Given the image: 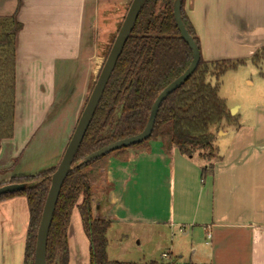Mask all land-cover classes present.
I'll use <instances>...</instances> for the list:
<instances>
[{"label": "crops", "instance_id": "1", "mask_svg": "<svg viewBox=\"0 0 264 264\" xmlns=\"http://www.w3.org/2000/svg\"><path fill=\"white\" fill-rule=\"evenodd\" d=\"M95 1L0 0V17L16 14L22 26L15 44L14 131L0 143V184L33 174L13 161L22 159L25 138L40 129L41 141L54 143L44 156L31 152L37 173L60 162L100 69L86 29ZM183 11L203 61L250 60L264 48V0H184ZM35 101L39 110L31 114ZM230 129L231 145L216 147L219 159L204 178L206 164L176 150L165 154L159 141L106 159L92 185V209L110 222V261L146 264L153 260L146 261L140 247L168 238L158 264H264V114L239 115V128ZM74 210L67 264H88L81 223V232L72 228ZM28 221L25 197L0 201V264H23ZM115 225L120 229L111 233Z\"/></svg>", "mask_w": 264, "mask_h": 264}, {"label": "trees", "instance_id": "2", "mask_svg": "<svg viewBox=\"0 0 264 264\" xmlns=\"http://www.w3.org/2000/svg\"><path fill=\"white\" fill-rule=\"evenodd\" d=\"M173 2L147 0L138 15L74 157L72 171L62 184L48 231L46 264L68 263L67 234L74 209L89 243L88 264H137L108 259L106 234L110 222L95 217L92 209V185L99 180L103 159L127 148L82 167L75 166L89 154L141 133L157 96L189 67L192 55L174 22ZM183 3L184 0L180 11L182 22L200 51L199 40L184 14ZM21 27L16 14L0 17V143L13 137L15 44ZM263 59L264 48L249 61L258 65ZM242 65H245L244 60L206 62L200 55L193 74L161 103L150 137L128 149L144 148L151 141H159L165 154L176 150L180 155L192 158L197 153L200 160L209 161L201 168L204 178L213 168L210 160L219 159L214 156L215 132L223 123L238 126V116H231L225 100L219 97V80L227 71ZM209 78H214L215 83L211 84ZM56 167L35 175L15 176L0 184V187L27 185L23 191L0 197V201L18 196L26 199L29 221L23 264L33 263L36 231L50 176ZM146 264L158 263L150 261Z\"/></svg>", "mask_w": 264, "mask_h": 264}, {"label": "water", "instance_id": "3", "mask_svg": "<svg viewBox=\"0 0 264 264\" xmlns=\"http://www.w3.org/2000/svg\"><path fill=\"white\" fill-rule=\"evenodd\" d=\"M147 0H131L127 12L120 24L117 34L111 44L108 54L100 68L93 88L87 98V101L81 111L73 133L69 139V142L63 152V155L58 163L55 171L50 176V186L45 198L42 213L40 216L39 224L36 231L35 247L33 253L32 264H46V243L48 231L51 225L53 213L55 210L58 195L60 193L62 184L68 174L72 171V163L77 150L84 138V135L89 127V124L94 116L96 108L103 95L108 80L115 68L117 60L123 50V47L130 36L138 15ZM181 4L182 0H174L173 2V18L176 24L180 37L191 51L192 59L187 70L169 84L155 99L151 106L148 121L143 131L135 136L125 138L109 144L83 158L75 168L82 167L93 160L101 158L111 152L122 148H128L130 146L140 144L147 140L153 130L156 114L161 103L172 92L182 86L188 78L195 71L200 59V51L195 44L193 38L189 35L181 19ZM234 109L230 114L233 115ZM26 184H8L0 187V197L6 194L16 193L25 190Z\"/></svg>", "mask_w": 264, "mask_h": 264}, {"label": "rangeland", "instance_id": "4", "mask_svg": "<svg viewBox=\"0 0 264 264\" xmlns=\"http://www.w3.org/2000/svg\"><path fill=\"white\" fill-rule=\"evenodd\" d=\"M131 0H96L93 4V11H92V18L88 21L90 25L87 26V35L93 41L94 46L98 49V56L100 62V68L103 65V62L108 54V51L111 47V44L117 34V31L120 27V24L127 12ZM97 8V10H96ZM235 61V60H230ZM245 65L238 66L235 70L227 71L219 80V97L225 100L229 113L232 109H234L233 115L231 116H238V126L239 128V115L246 118V120H251L256 114H264V59L258 65H253L249 60H244ZM100 69L98 70L99 73ZM97 73V76H98ZM95 77L93 84L91 86L90 92L93 88V85L96 81ZM208 81L211 84L215 83L214 78H209ZM35 92H33V95ZM90 94V93H89ZM32 108H29L31 111L30 113L33 114V109L38 111V103L35 101L30 105ZM34 106V107H33ZM52 114V113H51ZM53 115V114H52ZM43 125V124H42ZM41 126V125H40ZM231 127H235L233 125H227L223 123L220 128L215 132V140H214V147L226 149L228 146L231 145L233 141V134L231 133ZM228 132L226 136L223 137L224 132ZM30 134L27 138H25L24 145L28 144L26 151L24 152L22 159L17 158L16 162L20 163L21 169L27 171L28 173H33L35 175L38 171L37 168L38 164H36V157L32 158V153H40L43 152L46 154L48 148L53 144V140H43L41 141V129L35 133ZM41 147L39 148V152L36 151V146L40 144ZM127 149L120 153H112V154H124L127 152ZM45 154H42L43 156ZM103 159V164H105L106 159L109 156ZM40 155V156H42ZM39 156V155H37ZM214 156H217L216 150L214 151ZM214 157V158H215ZM212 161H216V159H211ZM193 163L199 164H209V161L200 160L197 153L194 154V161ZM15 164V165H16ZM14 165V166H15ZM13 166V167H14ZM19 167V168H20ZM42 170V169H41ZM32 171V172H29ZM100 178V177H99ZM99 181V180H98ZM97 181V182H98ZM96 182V183H97ZM94 183L93 185H95ZM94 194V191H93ZM95 195V194H94ZM168 207V205H167ZM73 215V222L72 228H75L77 225V229L81 232L80 222L78 219V215L76 210H74ZM119 226H114L111 229V233H114L115 230L119 231ZM82 234V233H80ZM83 236V235H82ZM113 244V243H112ZM110 247H113V245ZM154 242H149L144 247H140L141 252L140 255L143 257L145 256V260H160L161 252L166 253L168 246H169V239L166 238L161 244L158 243L160 246L154 247ZM152 255V256H151ZM151 256V257H150ZM150 257V258H149Z\"/></svg>", "mask_w": 264, "mask_h": 264}, {"label": "built area", "instance_id": "5", "mask_svg": "<svg viewBox=\"0 0 264 264\" xmlns=\"http://www.w3.org/2000/svg\"><path fill=\"white\" fill-rule=\"evenodd\" d=\"M163 258H166V255L165 254L163 255Z\"/></svg>", "mask_w": 264, "mask_h": 264}]
</instances>
